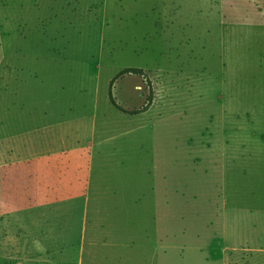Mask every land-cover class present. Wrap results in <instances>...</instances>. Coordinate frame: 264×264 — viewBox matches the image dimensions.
Wrapping results in <instances>:
<instances>
[{
  "label": "rangeland",
  "instance_id": "rangeland-1",
  "mask_svg": "<svg viewBox=\"0 0 264 264\" xmlns=\"http://www.w3.org/2000/svg\"><path fill=\"white\" fill-rule=\"evenodd\" d=\"M226 1L239 4L243 13L256 0ZM221 3L222 0H0V93L7 96L3 106L0 101V119L18 114V99L13 95L18 72L21 71L26 82L30 72L44 78L54 73L49 70L54 68L64 76L61 84L76 96L75 101L79 93L87 107L94 98L98 101L100 121L110 119L103 116L108 112L112 114L111 134L115 140L109 147L114 155L107 179L93 182L83 264H118L117 253L110 243L89 247L95 225L111 223L113 212L144 210L146 199L136 198L142 197L146 190L145 161L149 158L151 161L155 155L153 144L163 143L170 150L176 142L183 151L185 193L177 211L183 214L184 225L203 223L199 240L197 230H189L187 235H182L184 230L179 231L180 245L191 249L185 252L186 264H264V251L223 254L218 242L213 246L219 238L220 222L216 220L215 227L210 229H206L205 222L214 216L217 219L220 201L218 206L216 195L205 199L206 194L201 193L205 189L200 190L203 197L193 200L187 185L195 179L192 170L196 156L204 158L195 168L197 181L217 180V168H213L212 176L204 174L206 145L218 158L225 141L233 147L231 138L237 139L231 137L236 131L223 132V95L227 94L228 84L223 65L233 63L222 54L227 28L221 25L224 14ZM252 13L249 12L251 16ZM254 63L253 53L241 60V66L248 69ZM260 66L264 64L256 65ZM131 68L141 69L149 76L155 97L147 113L134 116L119 112L110 102L111 95L125 111L138 110L145 103L149 91L144 80L136 76L115 80L123 70ZM77 77L85 78L87 86L74 88L73 80ZM260 79V85H264V79ZM253 83L248 81L252 90L247 92L246 100L248 105L257 106L243 109L250 112L242 137L250 142L246 147L260 139L252 137V133L264 134V93L253 91ZM13 103L16 108L6 112ZM70 108L78 115L80 108L72 104ZM208 129L214 133L213 137L201 135ZM128 131L132 133L128 138L121 136ZM7 134L8 128L0 129V138ZM166 156L170 159V152ZM231 170L237 171L238 166L232 165ZM196 212L204 213V218L197 219ZM252 220L248 222L250 226L257 222ZM106 236L109 230L97 234L103 239ZM251 244L257 247L262 242L253 240ZM196 247L203 250L194 251Z\"/></svg>",
  "mask_w": 264,
  "mask_h": 264
},
{
  "label": "crops",
  "instance_id": "crops-1",
  "mask_svg": "<svg viewBox=\"0 0 264 264\" xmlns=\"http://www.w3.org/2000/svg\"><path fill=\"white\" fill-rule=\"evenodd\" d=\"M251 4L243 13L239 4L226 0H222L220 7L224 13L221 25L227 28L222 54L233 63L227 67L223 60L228 82L227 94L223 95V132L236 131L231 137L237 139L231 138L233 147L225 141L218 158L206 145L204 174L212 176L213 168H217V180L197 181L195 168L204 158L196 156L192 170L196 180L187 184L193 200L203 197L200 190L205 189L201 192L206 194L205 199L216 195L218 206L221 204L217 219L214 216L205 223L206 229H210L215 227L216 220L220 222L219 238L213 246L218 242L223 254L264 251V134L252 133V137L260 139L251 147H246L250 142L242 140L245 118L250 117V112L243 109L257 106L247 104V92L252 90L248 81L255 82L253 91L264 93V85H260L264 66L256 67L264 64V3L256 0ZM249 17L253 18L248 20ZM252 53L255 66L242 67L241 60ZM49 70L54 73L44 78L30 72L26 82L18 72V83L13 86L18 114L0 119V129L8 128V134L0 138V264H83L93 182L107 179L114 155L109 147L115 140L111 134L112 114L108 112L103 116L110 119L100 121L98 101L94 98L87 107L81 93L75 101L76 96L61 84L64 76L55 68ZM73 84L74 88L87 86L83 77L75 78ZM0 96L3 106L7 96ZM71 104L80 108L78 115L71 110ZM16 106L13 103L6 112ZM130 134L128 131L121 136L128 138ZM201 135L213 137L214 133L208 129ZM173 146L167 150L163 143L153 144L155 155L151 161L149 154L146 156V190L136 198L146 199L144 210L113 212L111 223L95 225L89 247L110 243L118 264L126 260H132L130 264L187 263L185 252L191 249L180 245L179 231L186 230L182 235H187L189 230H197L199 240L203 223L184 225V216L177 211L185 194L184 161L182 147H177V142ZM232 165L238 166V170H231ZM196 213L197 219L205 216ZM252 219L257 222L250 226ZM104 230H109V236L97 237ZM253 240L262 244L252 246Z\"/></svg>",
  "mask_w": 264,
  "mask_h": 264
},
{
  "label": "trees",
  "instance_id": "trees-1",
  "mask_svg": "<svg viewBox=\"0 0 264 264\" xmlns=\"http://www.w3.org/2000/svg\"><path fill=\"white\" fill-rule=\"evenodd\" d=\"M126 76H136L141 78L142 80H144L146 87L149 91V95L146 98L145 103L143 104V106L135 111H125L124 109H122L119 105L116 104V102L114 101V99L112 98V96L110 95V102L112 104V106H114L119 112L125 114V115H129V116H134V115H139V114H144L146 112H148L150 110V108L153 105V101L155 99L154 97V91L152 88V82L149 78V76L141 69H125L123 70L117 77L115 80H118L119 78L122 77H126Z\"/></svg>",
  "mask_w": 264,
  "mask_h": 264
}]
</instances>
